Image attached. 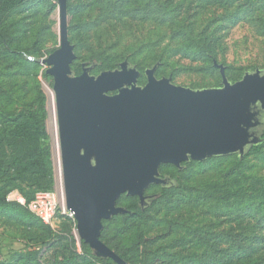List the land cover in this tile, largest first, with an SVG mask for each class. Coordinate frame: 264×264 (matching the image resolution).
I'll return each instance as SVG.
<instances>
[{
  "label": "rangeland",
  "instance_id": "obj_1",
  "mask_svg": "<svg viewBox=\"0 0 264 264\" xmlns=\"http://www.w3.org/2000/svg\"><path fill=\"white\" fill-rule=\"evenodd\" d=\"M67 16L77 74L84 64L99 75L128 61L140 85L158 65V79L203 89L222 86L215 62L232 82L264 69V0H68ZM60 42L57 0H0V111H28L38 122L0 114V264H99L75 236L77 221L48 226L15 200L38 189L50 167L55 186L54 78L42 60ZM160 172L180 188L150 187L146 195H161L145 208L123 195L118 205L130 213L105 221L102 232L113 251L129 264H264L263 216L254 208L264 205V147L240 164L228 156Z\"/></svg>",
  "mask_w": 264,
  "mask_h": 264
},
{
  "label": "water",
  "instance_id": "obj_2",
  "mask_svg": "<svg viewBox=\"0 0 264 264\" xmlns=\"http://www.w3.org/2000/svg\"><path fill=\"white\" fill-rule=\"evenodd\" d=\"M60 5V47L42 63L54 78L58 133L66 202L75 213L82 241L95 256L129 264L102 240L104 222L130 213L118 205L123 195L138 197L142 208L156 196L152 186H177L162 177L163 165L180 170L192 161L238 155L262 143L264 69L232 82L215 62L222 86L193 89L158 79V65L141 72L126 61L113 71L93 75L77 59L68 35V0Z\"/></svg>",
  "mask_w": 264,
  "mask_h": 264
},
{
  "label": "built area",
  "instance_id": "obj_3",
  "mask_svg": "<svg viewBox=\"0 0 264 264\" xmlns=\"http://www.w3.org/2000/svg\"><path fill=\"white\" fill-rule=\"evenodd\" d=\"M51 94L55 96V93L51 92ZM54 104H56L55 97ZM15 200L20 205L26 207L31 213L38 216L48 226H53L59 218L76 222L75 213L67 207L64 172L61 161L60 169H58V166L56 167L55 186L52 190L37 192L35 198L29 203L20 193L16 196ZM74 234L80 240L77 225Z\"/></svg>",
  "mask_w": 264,
  "mask_h": 264
},
{
  "label": "trees",
  "instance_id": "obj_4",
  "mask_svg": "<svg viewBox=\"0 0 264 264\" xmlns=\"http://www.w3.org/2000/svg\"><path fill=\"white\" fill-rule=\"evenodd\" d=\"M76 75H78L77 71H75ZM81 74V73H80ZM44 76L45 77H48L49 75L47 74V72L45 71L44 72ZM0 114H3L5 116H7L9 119L11 120H24L26 121L29 126H34V125H38V122L36 120V118L34 117V115L31 113V112H28V111H22L20 114H15V115H6L5 113L1 112L0 111ZM39 127L40 129L42 130L43 127H44V123L41 122L39 124ZM264 147V133H263V136H262V143L257 145V146H253L250 151L245 155L244 158H241L239 157L238 155H231V156H236L237 157V161H238V164L240 163H243L245 161V159L251 155L252 153H255L257 151L260 150V148ZM225 157H228V156H224V157H213V158H225ZM193 162V161H192ZM188 164V163H187ZM49 170H46L44 171L45 172V176H44V179L38 184V189H36L33 193H22L21 195L26 199V201L29 203L31 202L34 198H35V195L37 192L39 191H49V190H52L53 189V182H54V177H53V172H52V169L51 167L48 168ZM172 177V176H171ZM173 178V177H172ZM175 179V178H173ZM176 182H177V186L174 187V188H180V184L179 182L177 181V179H175ZM161 187V186H160ZM163 190H167V189H164L163 187H161ZM154 203V202H153ZM17 204L22 207L23 209H25L26 211H29L26 207L20 205L18 202ZM262 207H264V205H261L260 201L257 202V203H254V208H257L259 209V214L261 215V219H259L261 221V223L264 225V208L262 209ZM30 212V211H29ZM101 240L103 241V238L101 236ZM2 239H0V243H1ZM104 242V241H103ZM105 243V242H104ZM82 244L83 246H88V249H87V252L90 256V258L92 260H94L95 262L99 263V264H116L112 259H102V258H98L97 256L94 255L92 249L90 248L89 245H87L84 241H82ZM106 244V243H105ZM107 245V244H106ZM118 254V253H117ZM121 258H123L125 261V257L118 254ZM127 262V261H126Z\"/></svg>",
  "mask_w": 264,
  "mask_h": 264
},
{
  "label": "bare ground",
  "instance_id": "obj_5",
  "mask_svg": "<svg viewBox=\"0 0 264 264\" xmlns=\"http://www.w3.org/2000/svg\"><path fill=\"white\" fill-rule=\"evenodd\" d=\"M54 97H55L54 95H51V98H52L53 103H54ZM55 116H56V114L54 113V118H55ZM56 145H57V150H58L57 151V154H58L57 155V164H58L57 166H58V169H60V161L62 163V168H63V161H62V152H61V148H60L59 135L56 137Z\"/></svg>",
  "mask_w": 264,
  "mask_h": 264
},
{
  "label": "flooded vegetation",
  "instance_id": "obj_6",
  "mask_svg": "<svg viewBox=\"0 0 264 264\" xmlns=\"http://www.w3.org/2000/svg\"><path fill=\"white\" fill-rule=\"evenodd\" d=\"M82 72H83V67H82ZM82 74V73H81ZM78 75H80V74H78ZM161 173V172H160ZM161 176L162 177H165V176H170V175H162L161 174ZM171 177V176H170ZM161 194H157V195H149V196H156V198L154 199V200H150V201H147L148 202V206H150L151 204H152V202H154L157 198H159V196H160Z\"/></svg>",
  "mask_w": 264,
  "mask_h": 264
}]
</instances>
